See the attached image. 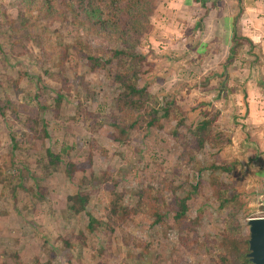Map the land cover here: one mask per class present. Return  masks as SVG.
Returning a JSON list of instances; mask_svg holds the SVG:
<instances>
[{
    "label": "rangeland",
    "instance_id": "1",
    "mask_svg": "<svg viewBox=\"0 0 264 264\" xmlns=\"http://www.w3.org/2000/svg\"><path fill=\"white\" fill-rule=\"evenodd\" d=\"M78 4L0 0V264H220L229 212L244 236L264 217V10L238 17L225 46L201 1ZM126 45L144 57L138 85L174 101L182 124L119 108L112 54ZM151 189L156 203L139 198ZM77 192L89 200L76 215L66 197Z\"/></svg>",
    "mask_w": 264,
    "mask_h": 264
},
{
    "label": "trees",
    "instance_id": "2",
    "mask_svg": "<svg viewBox=\"0 0 264 264\" xmlns=\"http://www.w3.org/2000/svg\"><path fill=\"white\" fill-rule=\"evenodd\" d=\"M79 10H82L83 12L86 11V8L84 7L85 0H77ZM89 3V8H91L92 12L96 13L98 11V8L94 6V2L98 0H94L93 3L87 0ZM119 1V0H117ZM202 2V14L201 19H204L205 15L208 13V8L206 5V0H201ZM75 17L78 18L79 13H75ZM112 57L117 59L118 66L122 67V71L115 74L114 79L119 83L120 87L122 88L121 93L119 95L118 101H119V108L121 110L127 111V118L131 120V122L135 121L136 119H133V111L134 110H142L145 114V121L147 126H152L155 124L160 123L161 118H169L170 116L176 118L177 126L182 124V120L184 119V116L181 114V108L174 102V101H168L165 100L164 102H161V100L151 93L149 89L145 86H139L138 80L139 75L143 70L142 61L144 60V57L140 54L136 53L133 48L129 49L128 45H126L123 49H117L113 51ZM94 66L96 65V60H94L93 57H91ZM232 57L228 59V61L231 62ZM107 60V62H109ZM123 122V119H120L119 121L114 122V127H119L120 124ZM125 127H127L126 122H123ZM122 123V124H123ZM210 124V121L201 120L195 127V129L192 132V135L194 136L196 140L197 147L201 148L204 145V142L208 139L207 135V127ZM133 126V125H132ZM176 126V127H177ZM56 159L52 161V163L55 165L58 162L59 157L56 155ZM92 158V155H89L88 162H90V159ZM212 171H216L218 169L220 170H230V167L228 165H222V166H215L210 165L209 166ZM224 184L222 181L216 177L212 182V188H213V196L217 199L219 202V207L221 209H227L232 202V199H229L225 196V190L223 188ZM154 190L151 189L150 192L142 191L139 195V198L143 197H152L150 199V203H156L157 200V193L155 195L153 194ZM188 196L178 200V211L176 213V218H183V216L186 213L187 205L186 200ZM89 198L86 194L82 193H75V194H69L66 197L67 201V209L72 211L74 214H80L83 212L86 208V204L88 202ZM116 211V204H112L111 211H109L110 214H115ZM229 216L231 218H227L225 220V233L222 235V242L221 245L224 248V251L219 254L220 257V264H224L227 261H232L233 264H252L247 257L248 253V237L241 234L240 226L235 223V220L232 218V213L229 212ZM159 218L157 217V221ZM96 220L94 217H89V223L87 225V230L91 231L94 228V223ZM74 236V235H71ZM70 236V237H71ZM79 236H75V238H78ZM72 239V237H71ZM67 247H70L72 245L70 239H66L64 243ZM37 264H51L49 260L45 262H38Z\"/></svg>",
    "mask_w": 264,
    "mask_h": 264
},
{
    "label": "crops",
    "instance_id": "3",
    "mask_svg": "<svg viewBox=\"0 0 264 264\" xmlns=\"http://www.w3.org/2000/svg\"><path fill=\"white\" fill-rule=\"evenodd\" d=\"M183 2H192L193 0H182ZM198 2L201 0H197ZM215 1V4H214ZM211 4L210 1L206 0L208 13L204 17L203 23H220L219 29L216 32L222 36L223 42L227 43L229 33L233 37L237 18L239 17L238 23L244 21V17L247 13L257 12L264 10V0H214ZM201 7L200 11L202 12ZM242 17V19H241ZM222 23V27H221ZM225 23L227 25L225 26ZM252 42V41H251ZM229 46V45H227ZM229 49L231 47H228Z\"/></svg>",
    "mask_w": 264,
    "mask_h": 264
},
{
    "label": "water",
    "instance_id": "4",
    "mask_svg": "<svg viewBox=\"0 0 264 264\" xmlns=\"http://www.w3.org/2000/svg\"><path fill=\"white\" fill-rule=\"evenodd\" d=\"M249 226L248 253L252 264H264V217H252L247 220Z\"/></svg>",
    "mask_w": 264,
    "mask_h": 264
}]
</instances>
